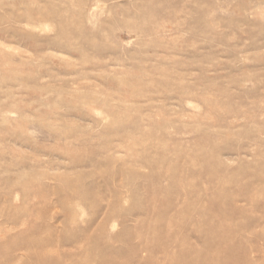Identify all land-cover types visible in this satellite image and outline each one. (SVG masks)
<instances>
[{
    "label": "rangeland",
    "instance_id": "374dc122",
    "mask_svg": "<svg viewBox=\"0 0 264 264\" xmlns=\"http://www.w3.org/2000/svg\"><path fill=\"white\" fill-rule=\"evenodd\" d=\"M0 264H264V0H0Z\"/></svg>",
    "mask_w": 264,
    "mask_h": 264
},
{
    "label": "bare ground",
    "instance_id": "6f19581e",
    "mask_svg": "<svg viewBox=\"0 0 264 264\" xmlns=\"http://www.w3.org/2000/svg\"><path fill=\"white\" fill-rule=\"evenodd\" d=\"M226 243V242H225ZM223 244V243H222ZM230 245V244H229Z\"/></svg>",
    "mask_w": 264,
    "mask_h": 264
}]
</instances>
